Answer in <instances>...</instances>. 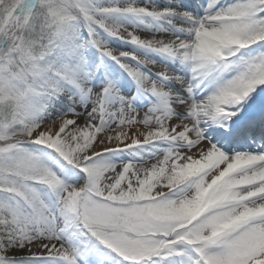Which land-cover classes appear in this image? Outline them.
Wrapping results in <instances>:
<instances>
[{
  "label": "snow or ice",
  "instance_id": "obj_1",
  "mask_svg": "<svg viewBox=\"0 0 264 264\" xmlns=\"http://www.w3.org/2000/svg\"><path fill=\"white\" fill-rule=\"evenodd\" d=\"M0 264H264V0H0Z\"/></svg>",
  "mask_w": 264,
  "mask_h": 264
}]
</instances>
